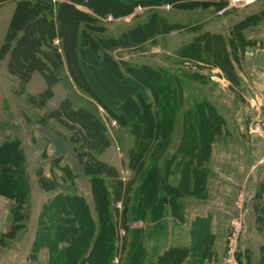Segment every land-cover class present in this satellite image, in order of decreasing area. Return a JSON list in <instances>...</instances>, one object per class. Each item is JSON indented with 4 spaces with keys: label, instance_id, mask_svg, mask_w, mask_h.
I'll return each instance as SVG.
<instances>
[{
    "label": "rangeland",
    "instance_id": "1",
    "mask_svg": "<svg viewBox=\"0 0 264 264\" xmlns=\"http://www.w3.org/2000/svg\"><path fill=\"white\" fill-rule=\"evenodd\" d=\"M19 1L0 6V264H90L87 259L95 252L101 228L109 229L97 212L95 183L86 177L87 169L98 164L110 167L116 176L105 178L113 200L110 264L115 258L118 264H169L179 259L170 251L153 259L160 231H151L149 212L134 220L139 180L157 165L166 187L183 191L177 213L185 220L167 217L161 225L166 247L189 243L179 248L189 251L182 264H206L202 260L208 259L209 264H264V107L251 91L242 94V83L250 82L264 99V0L246 8L229 7L223 14L229 0H185L179 5L170 0L139 11L105 0H51L46 7L55 16L60 11L59 19L62 15L61 22L54 20L56 31L36 20L29 26L30 35L18 31L20 18L14 24ZM65 29L69 36L77 35V29V38L86 32L90 38L85 39L108 48L121 69L148 68L161 77L156 85L168 91L159 98L165 109L164 141L143 147L144 154L148 151L141 162L144 170L137 177L131 171V187L120 171L121 159L127 156L130 168V155L137 150L131 125L122 127L76 84L72 72L100 88L101 103L122 94L126 85L115 86L107 74L94 80L96 68L88 55L72 63L74 56L69 65L60 37ZM67 43L70 52L71 40ZM192 45H201V55L186 56ZM255 55L261 60L247 62ZM22 58L41 63L21 64ZM148 79L154 81L149 76L143 80ZM107 91H112L111 97ZM205 97L216 108L207 105ZM188 112L197 119L192 157L186 147L185 154L179 153L192 122ZM257 125L262 132L255 131ZM62 139L68 151L60 156L56 143ZM92 141L100 145L98 151L91 150ZM257 170L253 187L252 172ZM67 197H80L93 207L97 226L86 251L92 226L83 213L85 206L73 205ZM167 199L170 207L177 201ZM206 215L210 219L203 223ZM236 223H241L238 231ZM103 250L95 252L94 263Z\"/></svg>",
    "mask_w": 264,
    "mask_h": 264
},
{
    "label": "trees",
    "instance_id": "2",
    "mask_svg": "<svg viewBox=\"0 0 264 264\" xmlns=\"http://www.w3.org/2000/svg\"><path fill=\"white\" fill-rule=\"evenodd\" d=\"M8 0H0V4L3 2H6ZM20 0L18 2V7L15 13L14 18V24L17 20L20 18L22 21L19 23V32L25 31L28 34L30 33L29 26L34 25L36 20L43 21L45 24H49L50 29L52 32L56 31L54 30L55 24L54 20H57L58 22H61L62 15L60 14L59 19V12L54 15V13L49 11V9H52L50 6L46 7L47 2L50 3L51 0ZM70 2H74L72 0H67ZM111 5L113 4L116 7L122 8V9H130L134 10L138 6H159L164 5L170 0H105ZM185 0H176L174 4H182ZM86 2H81V4ZM64 6L63 9L67 8L68 5H62ZM60 7V8H62ZM61 10V9H60ZM95 9L92 8V12ZM49 18V19H47ZM32 21L33 23H30ZM33 32V30H32ZM77 35L71 34L69 36L66 33V29L60 32V37L64 39L65 42V49H66V59L69 63L72 61L73 57L75 56L74 62L76 63V57L77 58H86L88 55V58L90 59V63L93 64V68H96V73L93 75L94 80H97L96 75L103 74L104 77L107 74V80L115 82L116 84H121L123 86L126 85L125 91L120 93H116L114 96V99L110 100L109 102H102L100 100V95H102L101 92H99V87H94L95 85H88L85 84V82L81 81L82 77L77 72L74 74L72 72V76L76 84L82 88L86 93H88L93 99H95L96 102L112 117H114L119 124L122 127H126L128 125H131V129L133 130L132 134L136 136L138 142H137V150L133 153H131V162H130V169L134 173L135 177L137 175H141V172L144 170V166L142 165V161L145 158L144 151H142L144 148H149L153 144H156L158 142H163L161 132L165 128V120L164 113L165 109L163 108V101H161V98L163 93H168L167 89L163 86L156 85L159 80L161 81V77L157 76L152 71H149L148 68L142 67V68H127L125 65L123 69L119 66L118 62L115 61V59L110 58L109 49L97 44L93 40L85 39L87 37L85 35L86 32L81 33V37L77 38L79 36L78 30L76 29ZM30 35V34H29ZM90 38V37H87ZM80 39V40H79ZM67 40H71L72 43V50L68 52L67 49ZM188 52V53H187ZM69 53V54H67ZM80 53V55H79ZM202 48L201 45H192L189 47L188 50H186V56L190 57L193 55H201ZM74 54V55H73ZM25 56V55H24ZM26 61L29 63V65H34L35 62L41 63L38 59L31 58L26 59ZM34 61V63H33ZM25 64V63H21ZM145 76V77H143ZM150 77L153 82H150L148 79L147 81L143 80L146 77ZM47 77V76H46ZM87 79H92V76L85 77ZM94 84V83H93ZM128 84V85H127ZM130 85V86H129ZM128 86V87H127ZM108 96L111 97L112 91L105 92ZM103 93V94H105ZM175 93V92H174ZM173 92L168 95L171 96V98L174 96ZM164 97V95H163ZM179 100V99H178ZM175 112L177 111L176 107L173 108ZM200 111V110H199ZM203 112V111H202ZM201 112V113H202ZM87 114V113H86ZM189 119L192 121L190 124L187 125V134L185 138L184 147L179 151L180 154H185L184 148L190 149V155L191 157L195 154L196 144H195V137L197 138V134L195 132L196 128V117H193L192 112L187 113ZM87 116L90 119H93V123H96L98 126L101 125V123L96 120L91 114H87ZM102 128V127H101ZM105 134V133H102ZM187 136H190V138L187 139ZM96 137V136H90V138ZM103 137V136H102ZM106 137H103V139ZM92 145L95 143V141L91 142ZM97 143V142H96ZM102 143V142H100ZM201 144H205V142L201 141ZM206 145V144H205ZM91 150L98 151L100 149L99 144H94L93 146H90ZM160 148V147H159ZM204 150V147H202ZM56 150L57 152H63L61 149V142L58 141L56 143ZM172 159L171 161L175 160ZM16 161V160H15ZM13 162V160H11ZM10 164V163H9ZM144 164V163H143ZM159 164V163H158ZM160 165V164H159ZM110 167L104 168L102 166L97 165V167H92L90 169H87L86 175L92 177L93 183H95V198H97L98 202V208L97 212L102 215V220L104 224H106L108 228L100 231V234L97 236V240L93 246V252L104 249L103 250V256L98 258L97 263L95 262V252L94 254L91 253V257L87 259V261L90 264H110V258L112 257V249H111V242L114 232V226L112 225V220L109 218L110 213V207L112 204V197L110 196V193L107 191V188L105 186V178H115V174H113V171L110 172ZM145 174V173H144ZM144 175H142L143 177ZM184 179H186V173L183 174ZM195 176V175H194ZM198 177L193 178V182H198ZM1 179V176H0ZM183 179V180H184ZM136 180L135 178L133 179ZM182 180V181H183ZM141 183L140 186V195L139 197L136 196V206H135V219L138 220L145 216L146 213L149 212L151 217L153 216L154 219L162 215L163 211L166 213L165 206L169 203L167 202V197L171 199H178L181 197L182 190H170L166 187L165 182L162 178V174L159 171L158 165L156 168L151 169L148 171L147 174H145V177L142 180H139ZM133 182L130 183L132 185ZM163 194V196H161ZM67 200L72 202L73 205H76L77 202L83 203V199L80 197H67ZM93 234L94 228L89 227L88 228ZM107 230V234H106ZM88 238V237H87ZM87 240V241H86ZM86 242H90L92 238L86 239ZM109 243V244H108ZM108 244V246H107ZM102 247V248H101ZM77 250V249H74ZM170 253L173 255H177L179 257L178 260L171 261L169 264H182L189 255V251L185 249H174L171 250ZM136 262V259L134 260ZM159 264H168L163 263V260H159Z\"/></svg>",
    "mask_w": 264,
    "mask_h": 264
},
{
    "label": "crops",
    "instance_id": "3",
    "mask_svg": "<svg viewBox=\"0 0 264 264\" xmlns=\"http://www.w3.org/2000/svg\"><path fill=\"white\" fill-rule=\"evenodd\" d=\"M5 2H3V3H1L0 4V6H2V4H4ZM4 6V5H3ZM2 6V7H3ZM18 7V4H17V6H16V8ZM1 8V7H0ZM17 10V9H16ZM14 12H16V11H14ZM257 55H255L253 58L252 57H248L247 58V62H248V60L250 61V60H257V59H259V58H255ZM259 60H261V59H259ZM20 61V60H19ZM21 62L22 63H25L26 61H25V59H21ZM20 62V63H21ZM45 76H46V74H45ZM244 80H245V82L247 81L245 78H244ZM252 81L254 82V79H252ZM242 87H243V89H244V91H242V94H247L248 92H250L251 91V95H253V97H260L261 95L259 94V92L258 91H256V87L255 86H253L250 82H248V83H246V84H244V83H242ZM242 90V89H241ZM205 99V101L204 102H207V105H210L211 104V102L209 101V99L207 98V97H205L204 98ZM209 102V103H208ZM211 107H215L216 108V106H214V105H210ZM105 136L107 137V138H109L108 137V134H107V132H105ZM58 142V141H57ZM61 142V149H62V151L63 152H57L60 156H63V155H65V152H67L68 151V147H67V143H66V141L65 140H61L60 141ZM57 151V150H56ZM92 151H96V150H92ZM122 160H123V162L124 163H122ZM123 164H124V166H123ZM128 163H127V156H125L123 159H121V161H120V171L123 169L124 170V181L125 182H128V184H129V186L131 187L132 185H130V178H131V169L130 168H128ZM111 166H113V165H111ZM114 168L116 169L117 168V166L115 165L114 166ZM254 169V168H253ZM117 170V169H116ZM122 174H123V172H121ZM254 174V178H253V181H252V185H253V187L256 185V182H258V175L260 174V170L258 171H256L255 173H254V171L252 172V175ZM121 175V174H120ZM86 177H89V180H92V177L91 176H86ZM189 184H190V186H191V184H193L192 183V181H190V182H188ZM186 184V182H183L182 184H181V186H183V185H185ZM125 185H126V183H125ZM194 185V184H193ZM181 186H180V188H181ZM181 190V189H180ZM253 197H254V195H252ZM177 201H178V203H177V201H174L173 202V206H169V205H166L165 206V209H166V213L163 211V213H162V215H160L159 217H157L156 219H154L153 218V216L151 217V221L149 222V224H151V231L153 230V231H156V232H158V231H160V237L158 236L156 239H157V248H158V250L156 251V252H153L152 253V251L150 250V253H152V257H153V259H159V258H161L162 256H164L165 254H167V252H169V251H171V250H174V248L175 249H179V248H182V247H184V248H186L187 246H189V243H188V245H187V243H184V245H181V244H179L178 246H173V247H171L170 246V244L169 245H167V247H166V243H167V240H165V231H164V227H161V225L162 224H165V221L166 220H169V219H171L172 221H175V222H179V221H184L185 219L184 218H182L181 220H180V216H178V213H177V211H178V208H179V205L181 204V198H178V199H176ZM78 203V202H77ZM179 204V205H178ZM83 205L85 206L82 210H83V213H84V215L87 217V219H88V222L91 224L90 226H92V228H94L95 229V224H96V226H97V221H96V219L94 218L95 217V215H94V211H93V207L91 206V205H88V203H86L85 204V201L83 200ZM69 208V207H68ZM167 217H171V218H169V219H167ZM209 220L210 219V217H209V215H206V216H204V220L205 221H203V220H201L203 223H207L206 222V220ZM194 222V224H196V222H197V220L196 221H193ZM95 231V230H94ZM169 231V230H168ZM94 234H95V232H94ZM95 236V235H94ZM93 236V234H92V236L90 237V238H93L94 237ZM89 239V238H88ZM87 241V240H86ZM153 241H154V239H153ZM89 245H90V242H86V247L84 246V251H86L87 249H88V247H89ZM150 249H152V248H150ZM87 253V252H86ZM149 253V252H148ZM82 259H84V258H86V255H85V257H81ZM80 258V259H81ZM79 259V260H80ZM155 261V260H154ZM209 262V259L208 260H202V263H208ZM209 264V263H208Z\"/></svg>",
    "mask_w": 264,
    "mask_h": 264
},
{
    "label": "built area",
    "instance_id": "4",
    "mask_svg": "<svg viewBox=\"0 0 264 264\" xmlns=\"http://www.w3.org/2000/svg\"><path fill=\"white\" fill-rule=\"evenodd\" d=\"M259 0H229L228 2V6L223 8L221 14H223V12L228 9L229 7H239V8H246V7H250L254 4H256ZM141 6H138L136 7V9L139 11L141 10ZM256 101H258L259 105L260 106H263L264 107V99H262L261 97H256ZM255 131L257 133H260L262 132V126L260 125H257L256 128H255ZM248 203V197L245 198L244 200V204H247ZM239 224L241 223H236L235 226L237 227V231L239 230ZM237 235L234 236V242H235V238H236ZM234 258L233 256L230 257V261L233 262ZM235 263V261H234ZM113 264H118V259H114L113 260Z\"/></svg>",
    "mask_w": 264,
    "mask_h": 264
}]
</instances>
